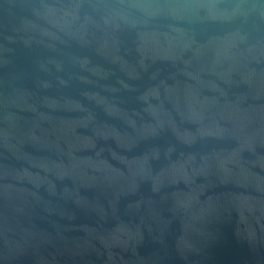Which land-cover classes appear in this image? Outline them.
<instances>
[{
    "label": "water",
    "instance_id": "1",
    "mask_svg": "<svg viewBox=\"0 0 264 264\" xmlns=\"http://www.w3.org/2000/svg\"><path fill=\"white\" fill-rule=\"evenodd\" d=\"M0 264H264V0H0Z\"/></svg>",
    "mask_w": 264,
    "mask_h": 264
}]
</instances>
